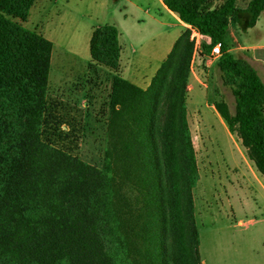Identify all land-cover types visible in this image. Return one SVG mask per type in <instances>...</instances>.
Segmentation results:
<instances>
[{"label": "trees", "instance_id": "obj_1", "mask_svg": "<svg viewBox=\"0 0 264 264\" xmlns=\"http://www.w3.org/2000/svg\"><path fill=\"white\" fill-rule=\"evenodd\" d=\"M163 1L182 21L210 37V43L201 41L200 53L208 55L215 44L221 43L217 65L230 81H239V85L233 89L234 111L223 99L214 105L264 176V82L246 59L229 51L226 41L229 22L243 28L253 26L264 10V0H250L243 8L236 6L237 0H226L214 8L205 7L206 0ZM34 2L0 0V264H153L157 227L153 210L158 205L157 196L163 201L174 192L181 205L186 194L182 180L187 162L194 161L186 124L184 85L194 46L190 29L186 28L177 39L149 89L118 74L114 76L113 113L125 111L126 100L138 97L132 92L143 103L152 104L164 94L169 99V115L162 117L151 110L144 114L143 121L162 135L165 159L170 160L172 168L169 173L180 178L172 183L176 185L174 191L160 181H151L153 159L145 150L142 168L146 198L143 207L138 208L143 221L141 225H129L130 219L121 216L113 193L109 163L99 170L59 151L41 137L53 44L21 22L28 18ZM120 51L119 30L114 24L93 30L90 53L96 63L117 71ZM178 62L183 69L180 79L184 86L181 89L174 85L167 90L166 83L177 73ZM116 104L121 109H116ZM160 117L163 130L154 124ZM187 137L191 145L179 152L175 140ZM139 144L142 147L144 143L141 140ZM152 169L157 174L156 168ZM88 171H93L94 176L84 181ZM161 216L165 219L164 212ZM191 234L197 248L198 233L193 229ZM123 242L125 261L119 250ZM165 250L171 253L167 243ZM194 255L196 264H201L197 249Z\"/></svg>", "mask_w": 264, "mask_h": 264}, {"label": "rangeland", "instance_id": "obj_2", "mask_svg": "<svg viewBox=\"0 0 264 264\" xmlns=\"http://www.w3.org/2000/svg\"><path fill=\"white\" fill-rule=\"evenodd\" d=\"M45 1L44 9L39 13L30 11L28 18L21 21L37 33L47 30L45 34L54 42L41 137L59 151L99 170L109 163L112 170L108 175L114 178L113 193L121 216L130 219L129 225H141L143 219L138 215V208L143 207L146 198L142 168L145 150L153 159L151 167L157 171L156 174L150 167L151 181H160L167 188L173 187V191L176 187L172 186L173 181H180L169 173L172 168L170 160L165 159L162 135L160 137L155 128L143 121L144 114L151 110L162 117L169 115V99L164 94L152 104L143 103L138 100L139 95L132 92V96L138 97L126 100L125 111L113 113L114 74L90 62L89 41L95 26L114 24L121 30L119 40L123 55L136 56L138 62L141 60L140 67L150 71L163 58L180 27L161 10L158 0ZM225 1L206 0L205 7H219ZM248 1L238 0V5L244 6ZM187 28L194 46L184 84L185 115L194 161L187 162L182 180L186 194L181 205L174 192L163 201L157 196L158 205L153 210L157 223L156 259L152 263L196 264L194 251L197 249L201 264H264V180L262 185L254 176L246 174L236 142L208 105L223 99L234 111L233 89L239 81L226 77L217 65L218 57L200 53L204 38H199L193 28ZM262 37L264 14L255 27L246 32L237 30L235 38L229 33V40L235 45L237 40L253 43ZM176 69L177 73L166 83L167 90L174 85L181 89L184 86L179 62ZM170 74L171 68L168 76ZM115 108L121 109L120 104ZM154 124L163 130L161 117ZM234 137L237 139L238 135ZM188 140V137L175 140L179 152L191 145ZM93 176V171H88L84 181H90ZM163 212L165 219L161 216ZM193 229L199 236L197 248L191 234ZM166 243L171 253L165 250ZM138 249L143 251V248ZM119 250L125 261V242L120 244Z\"/></svg>", "mask_w": 264, "mask_h": 264}, {"label": "crops", "instance_id": "obj_3", "mask_svg": "<svg viewBox=\"0 0 264 264\" xmlns=\"http://www.w3.org/2000/svg\"><path fill=\"white\" fill-rule=\"evenodd\" d=\"M161 6V10L167 12V14L172 17L174 19V21L176 22L177 25H179L180 29L177 32V34L175 36H173L170 44L168 45L167 49L165 50L164 56L163 58H161L160 62H158V64L156 65L155 68H153V70L150 71H145L142 67H140L141 64V60H139L138 62V58L136 56H133L130 53H125L123 55V50H122V46L120 44V61H119V68L117 71H114L102 64H98V66H103L107 69H104L103 67H101L103 70H106L107 72L111 71L114 76L116 74H118L120 77L128 80L129 82L133 83L134 85L141 87L143 89L147 88L148 86H150L152 79L154 77V75L156 74L157 70L161 67V65L163 64V62L167 59L169 53L171 52L175 42L177 41V39L181 36V34L184 32V30L187 27H191V25L185 23L184 21H182L180 19V17L178 16L177 13H175L174 11L170 10L166 4L164 3L163 0H158ZM250 1V0H249ZM248 1V2H249ZM45 0H35L34 4L32 5L30 11L33 12L34 10H36L38 13L45 8ZM248 4V3H247ZM240 6L238 5V0L236 2V6L238 7H246L247 6ZM30 14V12H29ZM264 14V10L261 11L259 17L257 18L256 22L254 23L253 26L247 27V28H243L242 26L234 23V22H229L228 25V31L226 34V41L228 43V48L229 51H231L234 55L239 56V57H243L244 59H246L258 72L259 76L261 77L262 81L264 82V38L262 37L260 40L253 42V43H245V42H239V40H237L236 45L234 44V42H232V40H229V33L235 38V32L237 30H243L246 32V30L248 28H252L255 27L258 19ZM29 16V15H28ZM107 24V23H105ZM99 25V26H95L93 28V30L97 27L103 26ZM116 26V25H115ZM239 26V27H238ZM117 27V26H116ZM118 28V27H117ZM193 28V27H191ZM195 33L197 34V36H199V38H204L202 41H205L207 43H210L211 39L209 36L204 35L199 33L195 28H193ZM92 30V33H93ZM119 30V38L121 35V30L120 28H118ZM47 31V30H46ZM45 30H43L42 35H44L47 39H49L53 46H54V42L52 39L48 38V36L45 34L46 33ZM91 33V36H92ZM91 39V37H90ZM235 41V39L233 40ZM120 43V40H119ZM89 49H90V41H89ZM53 50V48H52ZM90 62L96 64V62L92 59L91 57V53H90ZM191 88V87H190ZM212 110L213 113L216 115L217 119L220 121V123L225 127L228 128L227 123L225 122V120L223 119V117L220 115V113L218 112V110L216 109L214 103L208 104ZM201 120H203V114H200ZM229 130V128H228ZM229 134L231 135V137L233 138V140L236 142L238 148H239V156L241 158V162L242 164L245 166L246 168V174H251L252 176H254L256 179H258V181H262L264 180V176L256 169L254 163L252 160H250L248 158V156L246 155V151H245V147L242 145L240 138L234 137L236 136V134L232 133L230 130L228 131ZM235 168V167H234ZM249 168L251 169L252 172H250ZM239 168H235V170H237ZM240 170V169H239ZM241 171H242V166H241ZM254 173V174H253ZM261 182V184L263 185V183ZM240 224H242V221L239 222Z\"/></svg>", "mask_w": 264, "mask_h": 264}, {"label": "built area", "instance_id": "obj_4", "mask_svg": "<svg viewBox=\"0 0 264 264\" xmlns=\"http://www.w3.org/2000/svg\"><path fill=\"white\" fill-rule=\"evenodd\" d=\"M221 43L218 42L217 44H215L213 47H212V50L210 53H212L215 57H218L220 54H221Z\"/></svg>", "mask_w": 264, "mask_h": 264}]
</instances>
